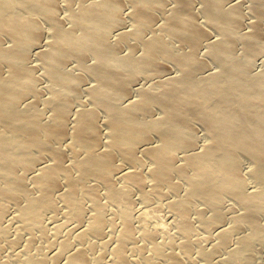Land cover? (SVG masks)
<instances>
[{
  "label": "bare ground",
  "instance_id": "bare-ground-1",
  "mask_svg": "<svg viewBox=\"0 0 264 264\" xmlns=\"http://www.w3.org/2000/svg\"><path fill=\"white\" fill-rule=\"evenodd\" d=\"M196 1L0 0V264H264V0L251 29L245 1ZM136 188L175 229L122 217L110 258L105 201Z\"/></svg>",
  "mask_w": 264,
  "mask_h": 264
},
{
  "label": "rangeland",
  "instance_id": "rangeland-1",
  "mask_svg": "<svg viewBox=\"0 0 264 264\" xmlns=\"http://www.w3.org/2000/svg\"><path fill=\"white\" fill-rule=\"evenodd\" d=\"M234 1H245V3H246V5H245L246 6L245 7V11H247V13H246V19H245L246 20V25H244V27L246 26L247 29H251L250 28V25L252 23L256 22L257 20H260V18L256 14H254L253 11H252V6H253V3L254 2L252 0H234ZM62 2H63V0H62ZM170 2H171V0H170ZM197 7L199 8V12L201 14L200 19L201 20H206V17L204 15V11L202 9L203 8V4H202L201 0H198ZM128 8L129 7H127V10H126L127 12L129 11ZM127 20H130V19H127ZM263 21H264V18H263ZM213 35L214 36L217 35V32L214 31ZM239 47H243L244 52H247V46H246V44L244 42H242V46H239ZM123 48H124L125 51L126 50H129V47L127 45H124ZM240 50H242V48ZM142 51H144V50H142ZM202 53L205 54L204 57H206L207 60L209 61L208 68H210V69L217 68L218 63L215 61V59L210 54H208L207 47L205 49H203V52L201 51V54ZM259 60H262V59H259ZM259 60H258L259 63L256 66V69L257 70H258V68L260 70L262 69V66H261V62L262 61H259ZM32 62L33 63L36 62L38 64V63H40V60H39L38 57L35 56L33 58V61ZM37 64H35V65H37ZM77 64L78 63L75 61L74 62V65L76 66ZM164 65H165V68L167 69V71L169 72V74H173V73L179 72L180 67L178 66V64L176 62H174L172 60H165ZM37 69L39 70V71H37L38 74H42V72H44L43 71L44 69L40 67V64L37 66ZM40 70H42V71H40ZM87 78L88 79H86V82H84V84H83L84 87L82 86V92H84V93L80 92V94H79L80 95L79 96L80 98L77 97L76 100L74 101V104H75L76 107L80 106L79 104L83 103L84 100L87 99V97L90 96V94L87 91V89H88V87H89L90 84H93V83L96 82L95 79L93 78V76H90L89 75ZM41 80H42V82H41ZM41 80H40V82H41L40 83V86L41 85L44 86L43 90L46 93L47 92V89L46 88L49 87V84L51 85V83L45 77H41ZM153 82H154V77H141L139 79V82L138 83L136 82V84H134V87L135 88L133 89L134 92H132L133 96H136L137 97V95L139 94V89L143 85L152 84ZM45 86H47V87H45ZM158 88H161V86H159ZM74 104H73V106H74ZM75 106H74V108H76ZM156 109H155L156 111L154 110L156 113L153 111L155 115H157V113L160 112V110L158 108H156ZM101 114H102L101 115V118H102L101 120H104V112L101 111ZM160 114H161V112L158 115H160ZM104 124H106V122L103 121L102 122V125H104ZM198 126L201 128V130H200L201 132L198 131L199 130V127ZM102 127H103V131L108 130L107 129V125H104ZM196 127H197L196 128L197 130H196L195 135H196V137L197 136H200V137H198V139L201 140L205 136V134H206V129L201 124H196ZM249 162H250L249 160H246L245 161V164H246L245 166L249 165L250 164ZM141 166L147 168L144 165H141ZM252 183L255 185L254 182H252ZM118 185L121 186V188L122 189H125V190L127 188H129V186L126 184V182H124L123 180H120V179L118 180ZM129 192H131L129 194H131L132 196L128 194L130 196V198H128V199L127 198H124V200L122 199L123 201L121 200V202H116L115 203V202H111V201H108L107 202V200L105 201L104 209L106 207L105 212H106V215H107V217L109 219L108 220V226H107V236H106V238H108L111 241L110 242V245L108 247V250H107L108 255H109L110 258L113 257V253H112V249L111 248L113 247V244H114V241H115V240L112 239V237H113V234H112V232H113V226H114L115 223L120 222V220L122 219V217H125V216L127 217L129 215V217H131V218L134 217L133 218V220H134L135 218L140 217L139 216L140 210L142 211L144 208H146L148 211H150V210L151 211L153 210V211L152 212L150 211V213L147 216H144L145 221L142 220L143 217L141 219L140 218H137L138 220L137 219L135 220L136 223H139V222L140 223H143V222L144 223L145 222L148 223L149 222V225L148 226H153L155 223L162 221V222H166V225L163 226L165 230L171 232L173 229H175V224L173 223V219L174 218L171 219V216H170V214L168 212L167 206L165 204H163V202H162V200L160 198H155L152 201H150V202L147 203V202H144V200L142 199V191L140 189H137L136 188V189L131 190ZM106 203H107V206H106ZM228 205L230 207H237V206L239 207L240 206L238 204V202L236 200H233V199H230L229 200ZM0 212H3V214L6 217V219L10 221L12 219V217L15 215V208H14L13 205L6 206L5 204H2L1 203L0 204ZM137 213H139V214H137ZM61 214L62 213H59L58 214V216H57V220L58 221L57 222H59V219H61V221H63L64 219H66L63 216V214L62 215ZM59 215H61L62 217L59 216ZM135 215H136V217H135ZM68 221L71 222L70 223L71 225L74 224V222L72 223V220L71 221L68 220ZM68 221H67L68 226H71ZM50 222H52V221H50ZM51 225H53V224H51ZM201 232H203V234H207L208 233V231H206V230H203ZM219 232H220L219 229H215L212 232L213 235H214V237L212 239L211 238H207L206 242L208 240H211V242L213 240H218V233ZM235 237H236V235L235 234H232L231 240L233 241ZM131 255H134V252H131ZM132 257L133 258H136L135 255L132 256ZM108 262L110 264L112 263L111 260H109ZM13 264H15V263H13Z\"/></svg>",
  "mask_w": 264,
  "mask_h": 264
}]
</instances>
